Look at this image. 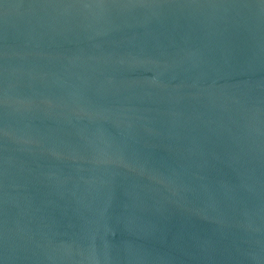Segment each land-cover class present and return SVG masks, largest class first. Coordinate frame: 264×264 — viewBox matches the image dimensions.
Returning <instances> with one entry per match:
<instances>
[{"label":"water","instance_id":"water-1","mask_svg":"<svg viewBox=\"0 0 264 264\" xmlns=\"http://www.w3.org/2000/svg\"><path fill=\"white\" fill-rule=\"evenodd\" d=\"M0 264H264V0H0Z\"/></svg>","mask_w":264,"mask_h":264}]
</instances>
